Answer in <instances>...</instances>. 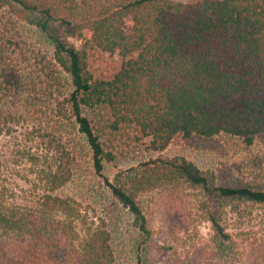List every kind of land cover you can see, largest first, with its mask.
Segmentation results:
<instances>
[{"label":"trees","instance_id":"1","mask_svg":"<svg viewBox=\"0 0 264 264\" xmlns=\"http://www.w3.org/2000/svg\"><path fill=\"white\" fill-rule=\"evenodd\" d=\"M1 20L47 35L54 65L67 75L48 69L50 80L67 79L69 89L40 86L52 100L33 112L41 116L44 148L24 154L34 179L22 201L8 204L0 196V264H119L109 221L97 215L82 176L85 165L132 214L142 237L137 264H151L153 237L141 197L158 194L161 206L186 189L200 192L212 238L192 245L184 264H241L223 210L243 202L264 206V186L218 183L178 156L150 158L112 178L98 116L114 132L132 129L156 152L177 136L231 135L254 143L264 135V0H0ZM51 22L65 25L66 36L51 34ZM1 52L0 46V88L23 96L27 80ZM96 53L108 58L99 69ZM77 181L83 191L66 193ZM167 217L170 226L178 224L175 217L182 221L175 212ZM249 247L244 264H264V234Z\"/></svg>","mask_w":264,"mask_h":264},{"label":"rangeland","instance_id":"2","mask_svg":"<svg viewBox=\"0 0 264 264\" xmlns=\"http://www.w3.org/2000/svg\"><path fill=\"white\" fill-rule=\"evenodd\" d=\"M49 32L56 36L67 34L65 25L60 22H51ZM0 46L9 66L22 73L27 87L29 85V90L23 96L10 95L0 88V196L10 204L22 201L23 193L28 191L34 179L33 167L24 154L30 148L35 151L44 148L37 128L41 116L33 112L40 110L36 107L41 104L50 106L52 100L45 96V88L40 89V86L51 87L56 83L54 88L58 87L63 92L69 89V80H50L48 69L54 77L67 75L54 65L51 40L32 25L1 20ZM107 59L104 54L96 53L93 56L96 69L104 66ZM31 88L37 89V94L32 93ZM24 99L29 100L27 106ZM45 110L49 112V109ZM98 118V133L110 153L106 172L112 178L120 170L135 167L150 158L178 156L201 170L211 172L218 183L264 186V135L258 136L252 144L231 135L213 138L177 136L165 150L156 152L148 148L149 140L137 141L132 129L122 128L114 132L106 127L105 116L99 115ZM28 130L32 133L27 135ZM82 176H87L90 181L93 190L90 194L95 200L93 206L97 215L107 217L109 221L119 252V264H137V248L142 237L132 214L111 197L100 180L89 173L86 165ZM65 191L72 195L83 190L77 181ZM185 192L181 199L163 201L161 206H156L160 197L158 194L148 193L141 197L153 233L147 246L151 264H184L192 245L211 241V225L205 219L202 207H199L200 192L197 189H186ZM236 207L227 205L222 221L236 239L241 264H244L250 243L264 234V206L243 202ZM169 212L180 215L183 228L176 217L174 219L178 224L170 226L166 221ZM178 225L181 229H177Z\"/></svg>","mask_w":264,"mask_h":264}]
</instances>
